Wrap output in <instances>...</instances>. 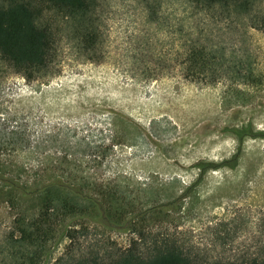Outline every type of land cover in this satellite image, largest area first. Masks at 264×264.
Returning <instances> with one entry per match:
<instances>
[{"label": "rangeland", "instance_id": "1", "mask_svg": "<svg viewBox=\"0 0 264 264\" xmlns=\"http://www.w3.org/2000/svg\"><path fill=\"white\" fill-rule=\"evenodd\" d=\"M107 8L103 62L72 55L44 84L0 72V163L17 170L14 178L30 188L61 178L93 198L106 194L107 203L123 199L128 215L185 197L172 226L208 242L210 223L264 203V137L240 144L231 132L247 125L264 132V32L244 28L243 21L230 24L220 13L201 22L227 56L237 51L263 77L253 89L238 84L236 99L226 93L229 83L186 80L177 66L157 78V23L147 20L137 0H107ZM260 11L264 15V0ZM197 22L189 19L193 28ZM171 42L165 38L163 49ZM237 153L232 166L201 176L198 164H220ZM65 197L72 194L24 200L0 184V264L26 263L33 248L21 242L23 219L45 205L59 209ZM148 226L157 232L155 219ZM105 236L120 246L137 237L123 230ZM64 245L52 250L47 264Z\"/></svg>", "mask_w": 264, "mask_h": 264}, {"label": "trees", "instance_id": "2", "mask_svg": "<svg viewBox=\"0 0 264 264\" xmlns=\"http://www.w3.org/2000/svg\"><path fill=\"white\" fill-rule=\"evenodd\" d=\"M137 1L147 20L157 23V78L177 66L186 80L205 86L229 83L226 93L236 99L241 94L238 84L247 89L262 84L263 77L252 63L237 51L227 56L226 49L213 43L210 30L201 25L213 12L222 14L230 24L243 21L244 28L264 32L261 0ZM107 15V0H0V72L9 70L26 83L44 84L61 74L72 55L87 62H103ZM191 17L197 18L195 28L189 25ZM165 38L172 40L168 50L163 49ZM231 132L240 144L247 137H264V132H253L250 125ZM238 157L237 153L220 164L197 167L202 176L208 168L231 165ZM17 174L0 163V184L24 200L61 191L72 194L62 200L59 209L45 205L34 217L23 219L21 242L33 250L26 263L20 264H47L52 250L63 243L64 251L54 264H264V203L254 211L210 223L204 229L209 241L199 242L193 231L186 233L172 226L185 197L128 215L122 208L126 204L123 199L115 202L109 198L111 203H107L106 194L102 200L93 198L61 178L30 188L14 178ZM154 219L157 232L148 226ZM121 230L136 239L120 246L105 236L106 231ZM248 234L250 240L245 237ZM91 235L99 238L91 242ZM241 238L245 239L239 242Z\"/></svg>", "mask_w": 264, "mask_h": 264}]
</instances>
